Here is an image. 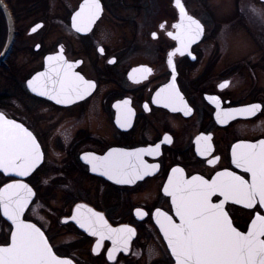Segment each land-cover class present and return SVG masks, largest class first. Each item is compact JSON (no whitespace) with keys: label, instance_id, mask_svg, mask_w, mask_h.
<instances>
[{"label":"flooded vegetation","instance_id":"af4514ba","mask_svg":"<svg viewBox=\"0 0 264 264\" xmlns=\"http://www.w3.org/2000/svg\"><path fill=\"white\" fill-rule=\"evenodd\" d=\"M1 1L6 10L0 4V55L10 38L11 45L0 63L7 86L0 92V112L31 132L42 153L25 178L36 195L24 218L40 227L56 255L74 264H176L157 222L163 218L156 215L159 209L180 222L163 191L169 177L211 181L217 172L230 171L250 182V173L233 163V149L264 141V0H231L225 16L226 10L217 16L204 0H181L186 15L176 0H162L159 10L151 6L155 0H99L98 18L81 31L73 17L85 0L63 11L62 0ZM131 6L136 17L127 18L122 12ZM188 17L202 29L194 39L175 27L188 25ZM52 30L55 40L49 38ZM57 56L62 60H48ZM67 64L70 74L95 87L66 103L40 95L53 67ZM38 73L47 75L32 80ZM173 83L183 98L177 111L163 100L153 103ZM251 105L260 106L254 115L240 111ZM198 137H211L203 155ZM141 149L144 164L157 167L131 184L116 183L89 163L112 150ZM128 158L136 161L135 155ZM174 168L183 171L174 174ZM0 178V187L15 179L2 171ZM222 200L218 193L211 198ZM225 210L242 232L264 215L258 198L253 208L228 201ZM92 213L113 229H133L127 246L107 234L93 235L87 224L81 227L78 221ZM0 221V245H7L13 227L1 210Z\"/></svg>","mask_w":264,"mask_h":264},{"label":"snow or ice","instance_id":"6c2138e0","mask_svg":"<svg viewBox=\"0 0 264 264\" xmlns=\"http://www.w3.org/2000/svg\"><path fill=\"white\" fill-rule=\"evenodd\" d=\"M176 5L181 13L186 15L181 0H176ZM100 11L99 0H85L80 11L73 17V27L77 31L88 28L98 18ZM188 21L186 26L181 24L175 27L183 29V34L194 39L202 29L198 21L191 17H188ZM161 27L163 28V25ZM153 36L155 38V34ZM173 38L180 40L181 35ZM48 60L60 61L62 57H48ZM169 64L171 65V54ZM71 67L70 64H67L66 68L62 65L60 69L54 66V75L44 81L45 90L39 94L48 95L49 99H55L58 104L73 101L74 98L83 99L95 85L84 80L79 74H70ZM145 71L150 72V69ZM40 75L47 74H38V77ZM49 82L52 84L51 89H48ZM29 87L37 91L33 81H29ZM168 89L170 90L162 97L161 93H157V99H154L153 103L163 100L165 106L172 105L173 111H177L179 109L175 105L178 101L182 102L183 98L174 83L168 85ZM161 92H165V89H161ZM128 103L124 101L125 105ZM259 107L251 105L240 111L254 115ZM184 110L186 113L189 111L186 106ZM117 122L119 123V119ZM210 139L211 137L197 138L198 143L204 141L203 147L198 148L202 155L210 151L211 146L208 144ZM165 140L168 141L169 138L165 137ZM156 148L158 149L159 145ZM236 148L241 151L237 152ZM236 148L232 153L233 163L237 168L250 173L251 183L230 171L217 172L211 181L201 176H193L191 180H184L182 176L169 177L168 185L163 191L171 197L175 215L179 217L180 222L175 223L171 216L159 209L156 215L163 218L157 222L176 259V264H264V239H261L264 237V215H256L244 233L233 226L225 210L228 201L253 208L257 198L259 204L264 206V141H260L258 145L239 144ZM144 151L141 149L137 153H123L112 150L104 157H93L89 163L92 164L94 171L99 170L101 175H106L110 180L131 184L135 179H142L144 175H148L149 168L157 167L144 164L140 159ZM147 151L152 153L153 150ZM133 155L136 156V161L128 158ZM41 158L39 144L32 133L15 121L6 120L4 115L0 114V169L12 170L21 176L27 175ZM208 163L212 164L213 161L209 160ZM172 171L174 174H180L183 170L174 168ZM20 190L32 194L31 189L21 183L9 184L0 191V209L15 226V230L10 234V244L0 247V264H70L53 253L39 228L20 219L28 203L27 197H20ZM217 193L223 200L212 203L211 198ZM78 223L81 227L87 224L93 235L99 234L104 238L107 234L114 244L119 241L127 246L129 236L134 234V230L128 227L111 228L97 213H92Z\"/></svg>","mask_w":264,"mask_h":264},{"label":"water","instance_id":"95a60500","mask_svg":"<svg viewBox=\"0 0 264 264\" xmlns=\"http://www.w3.org/2000/svg\"><path fill=\"white\" fill-rule=\"evenodd\" d=\"M0 4H1V6L6 10V6H5V4L0 0ZM10 45H11V38L8 40V42H7V45H6V47L4 48V52H3V54H1L0 55V63L3 61V57L5 56L4 54L9 50V47H10ZM39 74V73H38ZM38 74H36L33 78H32V80H34V78H37L38 77ZM0 114H3V113H1L0 112ZM4 115V117L6 118V120H11V121H15L17 124H20L23 128H25L21 123H19V122H17L16 120H14V119H12V118H8V117H6L5 116V114H3ZM26 129V128H25ZM33 135V134H32ZM40 162V161H39ZM39 162L28 172V174L39 164ZM0 171H2L4 174H6L7 176H14L15 177V179L14 180H12V181H9V182H6V183H4L1 187H0V191H3L5 188H6V186L7 185H9V184H16V183H21V184H26L27 186H28V188L29 189H31V195H29L27 192H25V191H23V190H20L19 191V195H20V197H27V199H28V203L26 204V206H25V208H24V212H23V214L21 215V217H20V219L21 220H23L25 223H30V224H34L37 228H39L40 229V227L37 225V224H35L34 222H32V221H30V220H26L25 218H24V215H25V212H26V210L28 209V207L30 206V204H31V202L33 201V199L35 198V195H36V192H35V190L33 189V187L27 182V181H25V178L28 176V174L27 175H23V176H21V175H17L16 174V172L15 171H12V170H8V171H5L4 169H0ZM249 183H251V179H250V182ZM263 207V209H264V206H262ZM1 210V214L3 215V217L4 218H6L7 220H8V218L7 217H5L4 216V214H3V210L2 209H0ZM255 219V218H254ZM253 219V220H254ZM10 223H11V221L10 220H8ZM12 224V223H11ZM250 226H251V224H250ZM12 227H13V229H12V231H14L15 230V226L14 225H12ZM238 230V229H237ZM40 231L44 234V232L40 229ZM239 231V230H238ZM244 233H246V232H244ZM44 236H45V234H44ZM45 239L48 241V239H47V237L45 236ZM48 243H49V241H48ZM10 244V243H9ZM3 246H8V244L7 245H0V247H3ZM49 246L51 247V245H50V243H49ZM52 248V247H51ZM52 251H53V253L55 254V252H54V250L52 249ZM56 255V254H55ZM58 258H60V259H64V260H67V261H69L70 262V264H74L69 258H63V257H59L58 255H56Z\"/></svg>","mask_w":264,"mask_h":264},{"label":"rangeland","instance_id":"374dc122","mask_svg":"<svg viewBox=\"0 0 264 264\" xmlns=\"http://www.w3.org/2000/svg\"><path fill=\"white\" fill-rule=\"evenodd\" d=\"M74 1L75 0H62L61 1L62 6L60 8L61 11H63L64 8H67L66 4H68L70 6ZM135 1L138 2L139 0H123V2L126 4H133V3H135ZM144 1L147 2V0H144ZM253 1H255V0H253ZM161 2H162V0H155V4H153L151 6L153 8H156L159 10L160 7H162ZM204 2L206 3L207 7L210 6L211 8H213V11L215 12V14L217 16H221V13L226 10V12L222 13V16H225L224 14L232 11V7H233L231 0H204ZM242 2L245 3V2H247V0H240L241 4H242ZM122 13L127 18L136 17V11L132 8V6L129 7L128 9L124 10ZM124 28H126V27H124ZM122 29H123V27H122ZM49 34H50V37H49L50 40L56 39V35H55V32H53V30ZM8 63H10L9 60H8ZM21 66H23V65H21ZM6 87H7L6 82L3 80H0V92L3 91V89H5ZM0 181H2V178H0ZM0 223H1V221H0Z\"/></svg>","mask_w":264,"mask_h":264}]
</instances>
